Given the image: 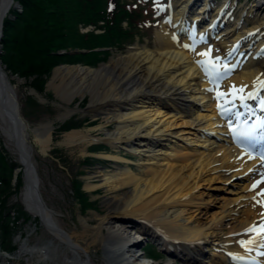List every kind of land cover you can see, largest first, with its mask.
Listing matches in <instances>:
<instances>
[{
	"label": "bare ground",
	"instance_id": "1",
	"mask_svg": "<svg viewBox=\"0 0 264 264\" xmlns=\"http://www.w3.org/2000/svg\"><path fill=\"white\" fill-rule=\"evenodd\" d=\"M171 1L170 19L164 24L187 34L181 37L162 29L156 34L152 48L146 46L128 50L97 67L62 65L53 70L47 83V88L55 90V96L67 104L74 98L87 96L88 113H94V119L97 116L103 119L99 127L65 133L59 145L68 148L82 144L88 146L93 141L90 132L96 130L103 132L101 140L115 152L124 150L137 158V172H134L130 167L132 163L120 155L98 154L105 160L124 165L111 174L100 175L102 178L99 181H90L94 177L86 178V191L94 193L103 188L107 192L101 204L105 212L99 221L90 225L86 219H80L85 235L89 237L86 246L72 245L65 235L73 247L67 245L63 231L53 221V211L42 204L35 189L33 173L30 168L27 169L34 182L33 187H29L24 181L20 192L21 203L25 211L38 218L54 239L71 249L72 257L64 264H87L86 255L84 260H78L76 256L84 255L88 246L96 241L103 243L107 264H162L163 260H147L143 252H136L140 250L137 245L141 239L152 236L158 237L165 245L160 246L171 249L168 252L165 250L169 258L181 264H250L252 259H263L264 264V255H260L264 253V247H260V251L257 248L245 251L238 243L256 238L257 233L246 234L245 230L251 226L258 229L264 223V217L261 218L264 195H260L264 191V183L250 190L255 181L264 178V166L231 146L227 121L224 116H218L213 91L209 93L206 76L197 65V59L203 58L198 53L206 52L210 47L214 56L232 57L233 61L227 64L229 66L239 59L240 69L224 79L220 93L229 92L232 86L236 89L243 87L244 92L237 95L246 97L253 92L252 100L255 101L257 96L256 102L261 101L264 87H258V84L264 79V0H254L247 12L252 19L260 18L255 21L245 15H233L234 0H224L216 8V15L213 14L214 3L210 4L211 0H199L200 5L196 9H191L196 0ZM7 3L8 0H0L3 16L12 9L13 2L8 7ZM189 13H192L189 22L192 31L196 30L192 26L196 21L197 24L200 21L207 25L198 28L197 38H192L185 30L180 31L184 29ZM216 22H223L225 28L216 29L214 33ZM247 23H251L248 29L245 28ZM204 38L210 42L207 46L199 44ZM251 40L258 42V52L250 49ZM192 43L195 44L194 51L191 50ZM9 79L5 72H0L3 103H7L13 114L0 105V136L3 148L12 153L19 168L24 169L26 164L20 158L16 144L25 159V154H29L25 145L26 131L23 122L17 126L14 118L18 111H15V93ZM227 99L232 100V97ZM239 101L235 99L225 107L237 109ZM29 131L39 152L46 155L52 143L50 128L40 126ZM256 170H259V176L254 177L250 185L248 181ZM211 173L217 176L208 178L206 174ZM18 174L14 172L15 179ZM216 179L228 185L222 189L230 197L223 196L221 210L209 214V201H204L195 192L203 183L210 184ZM16 183L15 180L14 186ZM243 194L251 196L256 206L246 202L247 197L244 198ZM202 217H205V222L197 219ZM225 219L229 220L227 225L223 223ZM120 222L124 223L123 228L117 226ZM136 224V235L139 236L132 239L128 235L126 237V229ZM225 229L231 238L221 241L226 235ZM210 237H215L212 249L206 246ZM260 243L264 241L257 240L249 247L259 246ZM213 247L217 254H214ZM24 249L22 246L21 250ZM50 249L51 246L38 249L42 253V261H47L45 255ZM36 250L29 252L38 253ZM211 250L208 255L206 251ZM224 252H228L231 259L224 256Z\"/></svg>",
	"mask_w": 264,
	"mask_h": 264
},
{
	"label": "rangeland",
	"instance_id": "2",
	"mask_svg": "<svg viewBox=\"0 0 264 264\" xmlns=\"http://www.w3.org/2000/svg\"><path fill=\"white\" fill-rule=\"evenodd\" d=\"M222 1L223 0H219L213 5V13H215V8H218ZM253 1L254 0H240V3L236 5L235 13L239 14L241 11L246 12L247 9H249V7L252 5ZM124 2H126L125 5L128 4L132 8L137 7L143 12L142 18L136 22L137 25H133L131 27L132 29L130 30L127 26V22L124 19L120 23V28L123 32H126V34H122L120 32V38L118 39L119 41L114 39V47H107L106 44H102L104 45L103 48L95 49V52L99 54L92 55V57L89 58L90 61L87 60L88 64H85L86 62L82 60H73L71 63H62L54 67L50 71L48 77H45L44 79L42 92L38 93L30 86V83L34 78H20L17 75L5 72V69H3L8 78L10 75L15 77L14 79H9L8 82L15 93L14 101L18 107L20 118L27 126V129L33 131L40 126H46V128L48 127L51 130L52 143L46 155H42L39 152L38 147L33 142V136L29 130H26L28 135L25 133V145H27V150L30 154L32 173L35 176L37 182L36 189L38 196L42 204H45L53 211V221L59 225V229H61L66 234L72 245L78 244L80 246H86V243L89 241V237L85 235L84 226L80 223V219L84 218L89 222L90 225H93L99 221L100 217H102L105 212L101 204L103 201V196L107 192H105L103 188L99 189L97 192L95 191L94 193L86 191L84 188L86 178L94 177L90 181H99L102 178L100 175L111 174L112 172H115L116 169L123 168L124 165L121 163H113L110 160H105L104 158L99 157L98 154L120 155L132 163L130 167L134 172H137V167L135 166L137 158L132 154L125 152L124 150L115 152L109 144L101 140L103 138V132L96 130L90 132V136L92 137L93 141L88 146L82 144L68 148L64 147L63 145H59L58 142L62 141V137L65 133L73 130L82 131L99 127L103 123V119L100 116H97V118L94 119L92 118L94 113H88L87 105L89 102L87 96L83 99L74 98L71 103L67 104L55 96V90L47 88V83L50 80L53 70L59 66L79 65L97 67L100 63H106L111 57L117 56L119 54H125L128 50L136 48L140 49L146 46L152 48L155 44L156 34H158L159 31H162V29L168 30L169 33L173 32L169 26L164 24L168 15L166 13H162L163 16L155 14L157 13V8L159 6V3H156L155 0H124ZM196 4L197 3H195V6ZM11 6V10L19 12V14L22 13V7L18 2L13 0ZM11 14V11L5 14L3 22L8 17L12 18L13 16ZM189 16L190 17L188 19L191 18V14H189ZM250 19L251 21H255L260 18ZM99 25L102 24L98 23L95 28L91 26L78 25L76 30L80 35L89 34L93 37V39H95L102 36V32L98 30L102 26ZM249 27H251V23H247L245 25L246 29ZM116 43H119V45H116ZM249 45L250 49H255L257 51L258 42L251 40ZM73 51L76 52L75 54L85 53L84 50ZM1 55L2 45L0 57ZM17 79H20V82H18ZM33 92L38 94L37 97L34 96ZM109 127L111 129V126ZM0 146L4 150L8 159H10L13 164L19 165L12 153L6 151L3 148L4 143L1 136ZM18 172V177L21 180L19 181V190L15 195H11L7 198L5 201V210L9 211V209L15 208L21 211V215L24 218L22 217L18 223H16L15 228L13 231H11L12 234L9 236L10 245L14 248V251L10 253L6 250H0V264H64L66 260H70L72 257L71 249L60 244V242L54 239L47 229H45V227L40 224L38 218L32 217L25 211L20 199V192L24 185V181L22 179V170L18 169ZM206 175L208 178H214L217 176L213 173ZM252 177L255 176L252 175ZM15 180L16 179L14 177L11 183L12 190L15 189ZM250 182L251 181H248V184H250ZM227 186L228 185L223 183V181L220 179H216L210 184L203 183V185L200 186L195 192L196 195L200 194L204 201H209L208 204L210 205L207 209L209 214L217 213L221 210L219 208L223 204L221 201L223 196L227 195L230 197L228 194L223 193L222 188ZM251 192L249 195H251ZM243 195L244 198L247 197L246 202L252 203L253 198L251 196L248 197V195ZM13 211H10L12 215H14ZM237 216H240V214ZM197 219L201 222H205V217ZM11 223L12 218L9 226H11ZM223 223L224 225H227L229 220L225 219ZM121 224H118L117 226L119 228H123L124 223ZM128 228L129 229H126V231H128L126 237L128 235V237L132 239L139 236L136 235L138 224H136L134 227L130 226ZM227 232L228 230L225 229L224 233H226V235L221 238V241L231 238V234H227ZM215 233L218 234V231ZM2 238L5 239L6 244L9 242L7 236L3 237L0 235V241ZM213 238L215 239V237H210L207 240V248L212 247L211 244L214 242ZM152 244H154V246H158L162 250V247L165 246L156 236L143 237V239H141V243L137 245V248H140V250L138 249L136 252L147 249L151 255L147 254L146 256L154 259V261L163 260L162 264H181L174 258H169L165 252L161 255V257H155L153 254L156 249H151V246H153ZM22 246L25 248L23 251L21 250ZM46 246H51V249L49 254L45 255L47 256V261H42L40 258L42 253H39L38 249ZM213 248L214 251H216V248ZM31 249H37L36 251L38 253L35 252V254H31L29 252ZM168 250L171 251V249ZM210 252H212V250L208 251V255L211 254ZM214 254H217V251L214 252ZM220 254L221 253H219V255ZM224 254V256L231 259L232 256L229 255L228 252H224ZM85 255L88 258L87 264H107L104 260L105 256L103 243H99V241H96L94 244L88 246V249L86 252H84V255L80 254L76 257L78 260H84L86 257ZM204 258L203 260L208 262V259L205 260ZM215 258L216 257H213V259Z\"/></svg>",
	"mask_w": 264,
	"mask_h": 264
},
{
	"label": "trees",
	"instance_id": "3",
	"mask_svg": "<svg viewBox=\"0 0 264 264\" xmlns=\"http://www.w3.org/2000/svg\"><path fill=\"white\" fill-rule=\"evenodd\" d=\"M14 1L20 4L22 13L11 10L13 17L3 22L0 60L5 72L20 78H34L30 86L38 93L42 92L44 79L54 67L73 60H82L88 64L92 55L99 54L95 49L103 48L102 44L114 47V39L120 38V32L126 34L120 28L124 19L131 30L143 13L137 7L125 5L124 0ZM98 23L102 24L98 29L102 36L95 39L89 34L80 35L76 30L78 25L95 28ZM73 50H84L85 53L72 54ZM15 168L16 165L7 158L0 146V235L9 239L6 244L2 238L0 250L10 253L14 248L10 245L9 236L23 217L21 211L15 208L5 210L7 198L19 190L21 180L18 176L15 189L11 188Z\"/></svg>",
	"mask_w": 264,
	"mask_h": 264
},
{
	"label": "snow or ice",
	"instance_id": "4",
	"mask_svg": "<svg viewBox=\"0 0 264 264\" xmlns=\"http://www.w3.org/2000/svg\"><path fill=\"white\" fill-rule=\"evenodd\" d=\"M185 47H188V46L185 45ZM211 52H212V50L209 49L206 52L198 53V55H200L201 57L210 58ZM217 60H218V58H217ZM197 63H198V66L201 67V69L205 72V74L208 75L210 78L212 75H216L218 79L220 78V75H221L220 73L209 71V65L211 66L212 69H215V66H216L215 62H210L209 59H205L202 61H198ZM225 72H227V69H225ZM260 86L264 87V81L260 82ZM208 90L212 91V89H208ZM243 92H244L243 87L236 89L235 86H232L231 89L229 90V92H227V93L217 92L216 99H217V110H218L219 114L221 116L229 114V111L225 106L228 104H231L232 101L235 99L240 100L241 107H247V105L244 104V100L245 99H252L253 97L251 94H249L246 97L237 95L238 93H243ZM228 96H231L232 100H228L227 99ZM261 104L264 105V100L261 101ZM235 117H236V119H239L240 113H238V112L235 113ZM229 130L232 131L235 135V130L232 129L231 126H230ZM261 158L264 159V156H262ZM260 183H264V178H262L260 181H257L256 183H254L252 185V189H250V190H254ZM260 195H264V191H262L260 193ZM261 206L264 207V203H262ZM261 216L264 217V212L261 213ZM245 232H246V234L247 233H254V232L258 234L256 238L249 239V240H241L238 242L240 244V246L245 249V251H251L252 249H251V247H249V245L256 244L257 240L264 241V223H261V225L258 229L255 226H251L248 229H246ZM259 246L264 247V243H260ZM260 255H264V253H260ZM233 258L234 259H243V257H233Z\"/></svg>",
	"mask_w": 264,
	"mask_h": 264
},
{
	"label": "water",
	"instance_id": "5",
	"mask_svg": "<svg viewBox=\"0 0 264 264\" xmlns=\"http://www.w3.org/2000/svg\"><path fill=\"white\" fill-rule=\"evenodd\" d=\"M13 2V0H8V3H7V7L11 4ZM3 19H4V16H3V11H0V50H1V39H2V33H3ZM74 54L76 53V52H73ZM3 69H5V67L2 65V63H1V61H0V72H2V73H4L3 72ZM15 77H13V76H11L10 75V79H14ZM18 80V82H20V79H17ZM33 94H34V96L35 97H37V95L38 94H36L35 92H33ZM3 100H4V94H3V92H0V105H1V107L4 109V110H6V111H9V112H11V114H12V111L9 109V107L7 106V103L5 104V101H4V103H3ZM15 102V101H14ZM15 105V111L17 110L18 111V107L16 106V104H14ZM14 111V110H13ZM13 115V114H12ZM14 118H15V120L17 121V126H19L20 125V122L22 123L23 122V120L20 118V115H19V111L18 112H16L15 113V115H14ZM19 120V121H18ZM23 124H24V128H25V131L27 130V126L25 125V123L23 122ZM27 133V132H26ZM16 148H17V151H18V154H19V156H20V158L21 159H23L24 160V162H25V168L24 169H22V179H23V181H26L27 183H28V185H29V187H33V182L34 181H31V179H30V177H29V175H28V173H27V169H29L30 168V170H31V172H32V165H31V159H30V154H28L27 152V154H25V159L23 158V153H22V151L20 150V148H18V146H17V144H16ZM15 171H17L18 172V169L16 168V170ZM33 177H34V180L36 181V179H35V176L33 175ZM36 187H37V182H35V189H36ZM36 191H37V189H36ZM37 195H38V193H37ZM55 231V230H54ZM62 235H63V237H64V239L66 240V236H65V234L64 233H62ZM66 242H67V240H66ZM67 244L70 246V247H72V245L69 243V242H67Z\"/></svg>",
	"mask_w": 264,
	"mask_h": 264
}]
</instances>
